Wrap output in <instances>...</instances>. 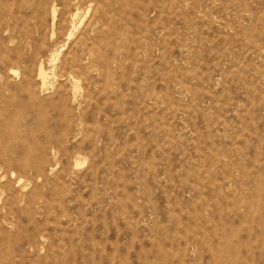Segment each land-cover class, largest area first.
<instances>
[{
	"label": "rangeland",
	"instance_id": "374dc122",
	"mask_svg": "<svg viewBox=\"0 0 264 264\" xmlns=\"http://www.w3.org/2000/svg\"><path fill=\"white\" fill-rule=\"evenodd\" d=\"M0 264H264V0H0Z\"/></svg>",
	"mask_w": 264,
	"mask_h": 264
},
{
	"label": "bare ground",
	"instance_id": "6f19581e",
	"mask_svg": "<svg viewBox=\"0 0 264 264\" xmlns=\"http://www.w3.org/2000/svg\"><path fill=\"white\" fill-rule=\"evenodd\" d=\"M73 35H74V32H71V33L69 34V39H70ZM53 61H54V60H53ZM13 75H14V74H13ZM40 77H41V79H42V83H43V85H46L47 74H46V72H45L43 66H41V68H40Z\"/></svg>",
	"mask_w": 264,
	"mask_h": 264
}]
</instances>
